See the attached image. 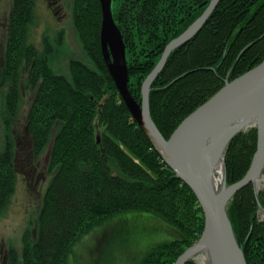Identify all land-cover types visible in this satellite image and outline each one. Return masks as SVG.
<instances>
[{"label": "trees", "instance_id": "16d2710c", "mask_svg": "<svg viewBox=\"0 0 264 264\" xmlns=\"http://www.w3.org/2000/svg\"><path fill=\"white\" fill-rule=\"evenodd\" d=\"M209 1H110L125 45L127 87L139 104L141 82L166 43L183 32ZM67 4L91 64L70 57L66 73L50 65L64 39L62 31L57 36L61 42L47 58H40L28 41L36 19L34 0H13L8 14V49L18 57L36 56L26 125L40 150L52 140L48 157L52 175L34 233L29 228L23 231L15 264H66L81 236L108 216L129 210L158 216L175 233L173 240L153 246L140 264H175L202 233L200 205L189 186L156 153L121 100L102 57L99 0H67ZM263 56L264 0H219L197 34L170 53L150 85L149 110L157 130L168 139L225 79L242 74ZM256 140V127H250L229 142L224 155L226 183L246 174ZM4 157L0 153V215L9 206L16 183L15 170ZM259 205L264 211V188L256 193L248 184L227 208L246 264H264V215L259 214Z\"/></svg>", "mask_w": 264, "mask_h": 264}, {"label": "water", "instance_id": "95a60500", "mask_svg": "<svg viewBox=\"0 0 264 264\" xmlns=\"http://www.w3.org/2000/svg\"><path fill=\"white\" fill-rule=\"evenodd\" d=\"M110 1L99 0L102 13L100 46L109 74L133 120L145 133L163 162L178 179L189 186L204 216L203 230L199 239L176 258L175 264H185L203 249L208 250L210 264H246L226 211L227 203L237 191L247 187L248 184L254 186L255 178L258 175L264 176L262 170L264 167V57L242 74L229 81L225 80L223 85L212 93L210 99L183 118L169 138L165 139L151 118L150 85L164 68L170 53L197 34L219 0H210L183 32L166 43L155 66L144 76L145 79L141 83L140 104L133 100L127 87L129 77L125 45L122 34L114 22ZM107 41L110 43L113 57L109 56ZM248 123L257 128L253 161L240 180L228 185L224 178V189L215 192L210 176L203 171L204 161L208 154L213 152V147L216 149L217 146H221L225 151L234 135L244 131Z\"/></svg>", "mask_w": 264, "mask_h": 264}, {"label": "rangeland", "instance_id": "374dc122", "mask_svg": "<svg viewBox=\"0 0 264 264\" xmlns=\"http://www.w3.org/2000/svg\"><path fill=\"white\" fill-rule=\"evenodd\" d=\"M10 1L11 0H0V25L1 23L4 25L7 24ZM57 3L60 5V8H57V11L53 14L49 11L44 0H34V14L36 19L31 27L34 32V38L38 40V31L44 28V26L47 27L48 31L51 33L54 31L55 25L62 26L64 41L58 44L59 49L56 54L53 53V56L50 57V59L52 58L50 60V65L53 69L66 73L70 57L81 58L88 65L91 64V60L84 54L75 28L72 26L70 8L67 4V0H58ZM55 7H57V5ZM3 33L4 30L0 29V40L5 39L6 31L4 35ZM106 46L109 56L113 57L110 46L107 43ZM24 93L26 100L23 101L24 97L22 96L20 104L17 106L19 109L17 116L20 121H16V123L14 120L12 121V123H15L13 127L17 134L22 133L23 128L21 124L27 117L26 114L30 105L29 103L33 99L34 92L32 89H26ZM250 127L245 128V130L241 132L245 133ZM50 146L46 150H41L39 153H36L38 158L42 159V161H40V167H23L21 166V161L25 159H23V156L18 158V162L16 163L17 167L14 168L16 183L13 193L10 196L9 206L4 213L0 215V264L2 250H4L3 255L9 252L11 248H15L20 253L23 247V231L26 228L30 229L31 235L34 233L36 228L35 221L40 214L43 194L52 175V171L48 169ZM252 158L251 163L253 161ZM222 161L224 163L223 172L225 178L224 158ZM235 183L236 182L231 184ZM252 189L254 190V186H252ZM229 202L227 203L228 205ZM259 209L262 210L260 205ZM259 214H261L260 210ZM174 237L175 233L173 229L165 220L158 216L156 217L142 210L119 212L118 214L108 216L96 227L88 230L85 235L81 236L70 249L66 264H140L142 257L153 246L173 240ZM203 254L204 252H198L188 261H191L193 264H210L209 259L203 258Z\"/></svg>", "mask_w": 264, "mask_h": 264}, {"label": "flooded vegetation", "instance_id": "af4514ba", "mask_svg": "<svg viewBox=\"0 0 264 264\" xmlns=\"http://www.w3.org/2000/svg\"><path fill=\"white\" fill-rule=\"evenodd\" d=\"M44 2L48 6L49 11L53 14H55L57 8H60V5L57 3L58 0H44ZM12 3L13 0L10 1L8 14ZM56 5L57 7H55ZM9 24L8 18L6 25L3 23L0 25V29L4 30L3 35L6 31V40H0V153L5 156L4 160L8 166L13 169L17 167L16 163L21 156L25 159L21 161V166L37 168L40 167V161H42V159L38 158L36 153H39L41 150L35 147L36 143L34 137L29 133L26 119L22 121L21 127L23 130L21 134H17L13 127L16 121H20L17 116V112L19 111L17 106L20 104L22 96L24 97L23 101L26 100L24 91L26 89H32V91H34L35 89L33 88L34 82L31 78L37 75V72L35 73L34 71L36 56L33 54H24V56L21 55L18 57L14 52L12 53V50L8 49L10 35ZM61 31L63 33V28L60 25H55L53 33L48 31L47 27L44 26V28L38 31L39 39L37 40V38H34V32L31 28L28 41L31 42L36 49V54H40V58H47L49 50H52L53 46H58L57 44L61 42L57 37L59 36L58 34H62ZM13 120L15 123H12ZM51 142L52 140L50 139V142L44 146L42 151L49 148ZM3 253L4 250H2L1 254V264H15L14 259L17 260L19 258V251L15 248H11L5 255H3Z\"/></svg>", "mask_w": 264, "mask_h": 264}, {"label": "bare ground", "instance_id": "6f19581e", "mask_svg": "<svg viewBox=\"0 0 264 264\" xmlns=\"http://www.w3.org/2000/svg\"><path fill=\"white\" fill-rule=\"evenodd\" d=\"M107 44L110 46V43L107 41ZM248 123L245 128H249L251 125ZM252 127V126H251ZM216 148V147H215ZM219 148V149H218ZM213 152L209 153L208 156L205 159V164L203 167V171L210 176L211 183L213 184V189L215 192H219L223 187V180H224V172H223V158L225 151L223 150V147L217 146L216 149L213 147ZM264 186V177L262 175H258V177L254 180V189L256 191L262 189ZM199 252H204L203 258H208V250L203 249L199 250ZM201 258V257H200ZM210 261V259H209Z\"/></svg>", "mask_w": 264, "mask_h": 264}]
</instances>
